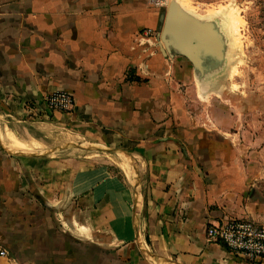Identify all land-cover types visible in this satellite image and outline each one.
I'll use <instances>...</instances> for the list:
<instances>
[{
	"label": "crops",
	"instance_id": "0c3cea01",
	"mask_svg": "<svg viewBox=\"0 0 264 264\" xmlns=\"http://www.w3.org/2000/svg\"><path fill=\"white\" fill-rule=\"evenodd\" d=\"M171 2L0 0V264H264L206 237L264 225V95L215 94L227 39ZM59 90L69 112L44 105ZM54 134L125 154L140 195L114 165L43 151Z\"/></svg>",
	"mask_w": 264,
	"mask_h": 264
},
{
	"label": "rangeland",
	"instance_id": "374dc122",
	"mask_svg": "<svg viewBox=\"0 0 264 264\" xmlns=\"http://www.w3.org/2000/svg\"><path fill=\"white\" fill-rule=\"evenodd\" d=\"M186 2L195 13L208 16L207 20L217 23L221 32H224L225 37L227 36V41L231 42L230 47L227 45L229 55L220 79L216 83L220 92L215 94L219 96L227 94L226 97L229 95L234 100L238 99L236 94L241 97L257 93L264 95V0H190ZM207 13L211 14L206 15ZM231 24H234L233 31L230 30ZM226 29H228L227 32ZM189 101L196 102L195 96L190 95ZM201 110L203 109L200 107L198 111ZM6 136L10 140L9 146L14 147H10L11 149L35 153L29 143L17 140L10 135V132L3 136L4 140ZM62 137L59 134L51 135L43 151L62 146L61 150L50 154L75 156L77 159H88L101 165H114L120 171V175L123 173L131 182L130 188H136L135 167L125 154L123 155L129 159L131 171L125 167V172L115 164L114 153L119 151H95V145L90 141ZM76 144L81 147H76ZM136 192L139 196L140 187L136 188ZM80 242L77 240V243Z\"/></svg>",
	"mask_w": 264,
	"mask_h": 264
},
{
	"label": "built area",
	"instance_id": "2783aa9c",
	"mask_svg": "<svg viewBox=\"0 0 264 264\" xmlns=\"http://www.w3.org/2000/svg\"><path fill=\"white\" fill-rule=\"evenodd\" d=\"M167 0H147L152 7L162 6ZM144 35H153V31L145 29ZM44 105L51 111L69 112L74 99L66 91L59 90L47 94L43 98ZM208 241L221 243L237 256L250 261L264 259V225H257L247 219H232L219 225H209L206 229ZM5 251L0 250V256Z\"/></svg>",
	"mask_w": 264,
	"mask_h": 264
},
{
	"label": "bare ground",
	"instance_id": "6f19581e",
	"mask_svg": "<svg viewBox=\"0 0 264 264\" xmlns=\"http://www.w3.org/2000/svg\"><path fill=\"white\" fill-rule=\"evenodd\" d=\"M174 4H176L178 7H180L183 11H185L186 13H189L191 15H194V17L200 21H204V20H207L206 18H209L208 16H199V14H196L194 11H193V8L191 6H189L187 3L183 2L182 0H174L173 1ZM211 13H207L206 15H210ZM213 14V13H212ZM228 19V18H227ZM231 22V21H230ZM233 25L234 24H231V28L230 30L233 31ZM221 29V28H220ZM228 31V29H226V32ZM224 34V32H222ZM228 34V33H227ZM225 35V34H224ZM224 37V36H223ZM227 37V36H226ZM230 44L231 42L228 40L227 41V44H226V47L227 45L230 47ZM39 139H37V141H32V142H29V144L32 146V149L34 150V152H37V151H40L42 149V142L39 143L38 142ZM11 148H14L13 146H9ZM47 151V150H46ZM114 158H115V164L120 167L121 170L125 171V167H127L128 169H131L130 167V164H129V159L127 157H125L124 155L122 156L121 155V152H116L114 153ZM125 166V167H124ZM127 169V170H128ZM126 172V171H125ZM124 172V173H125ZM128 172V171H127Z\"/></svg>",
	"mask_w": 264,
	"mask_h": 264
},
{
	"label": "water",
	"instance_id": "95a60500",
	"mask_svg": "<svg viewBox=\"0 0 264 264\" xmlns=\"http://www.w3.org/2000/svg\"><path fill=\"white\" fill-rule=\"evenodd\" d=\"M171 5L173 6V5H176V4H174V2H173V0H172V2H171ZM76 146H77V144H76ZM97 150H100V151H105V150H107V151H114L113 149H102V148H96ZM152 257L154 258V259H156L157 261L159 260V258L157 257V256H155V255H152ZM164 264H174L173 262H171V261H164L163 262Z\"/></svg>",
	"mask_w": 264,
	"mask_h": 264
}]
</instances>
